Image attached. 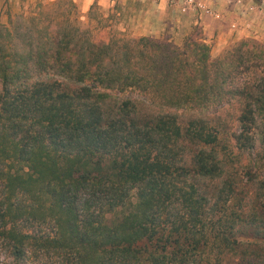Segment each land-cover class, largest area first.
Masks as SVG:
<instances>
[{
  "label": "trees",
  "instance_id": "1",
  "mask_svg": "<svg viewBox=\"0 0 264 264\" xmlns=\"http://www.w3.org/2000/svg\"><path fill=\"white\" fill-rule=\"evenodd\" d=\"M65 2L0 23V264H264V43L97 36Z\"/></svg>",
  "mask_w": 264,
  "mask_h": 264
},
{
  "label": "crops",
  "instance_id": "2",
  "mask_svg": "<svg viewBox=\"0 0 264 264\" xmlns=\"http://www.w3.org/2000/svg\"><path fill=\"white\" fill-rule=\"evenodd\" d=\"M37 1L0 0V23L5 24L9 14L21 13ZM73 1L84 11L98 5L104 11L116 12L127 22L132 36L167 39L178 45L197 24L213 56L241 38L264 40V10L253 0H205L218 11L219 18L199 12L181 13L178 0Z\"/></svg>",
  "mask_w": 264,
  "mask_h": 264
},
{
  "label": "rangeland",
  "instance_id": "3",
  "mask_svg": "<svg viewBox=\"0 0 264 264\" xmlns=\"http://www.w3.org/2000/svg\"><path fill=\"white\" fill-rule=\"evenodd\" d=\"M54 1L55 0L53 1L38 0L34 6L25 9L21 13L12 14V15L14 16L19 15V14H22L25 16L31 15L37 11L38 3H40L42 6H47V5H51ZM65 1L66 2L71 1L74 6V8L71 9V13H70L71 20L82 28L88 27L92 31L93 34L97 36L107 37L111 31L116 30L119 32H124L128 36H132V31L126 25L127 22L124 19H122L121 16L117 15L116 12H113V13L107 12V11L102 10L100 6L94 5L93 6L94 8L92 9L91 13H88V11L82 10V8L73 0H65ZM253 2L264 10V0H253ZM12 15L10 14L8 15L7 21L5 24H7L9 17ZM256 40L264 43V40H261V39H256ZM127 96L136 99L138 102L142 103L141 105L143 106L147 105L149 107L147 103H143L142 98L137 93L126 92L121 95L122 98H125ZM238 111H239L238 106L233 102L231 104L225 105L220 110L215 111L214 109L213 111H211L210 116H212L213 114L221 115L222 117L230 119L232 121L233 126H235L236 121L235 120L233 121V119H231L230 117H232L233 115L236 116L238 114ZM176 113L178 114L180 121H184L187 118H189L191 115H193L192 112L183 111V110H178L176 111ZM254 133H255V143H254V151H255L259 149L260 138H259V134L257 130H255ZM251 153H252L251 155L254 154L253 151Z\"/></svg>",
  "mask_w": 264,
  "mask_h": 264
},
{
  "label": "built area",
  "instance_id": "4",
  "mask_svg": "<svg viewBox=\"0 0 264 264\" xmlns=\"http://www.w3.org/2000/svg\"><path fill=\"white\" fill-rule=\"evenodd\" d=\"M240 3V1H239ZM181 13L199 12L214 18H219L220 14L205 0H178Z\"/></svg>",
  "mask_w": 264,
  "mask_h": 264
}]
</instances>
